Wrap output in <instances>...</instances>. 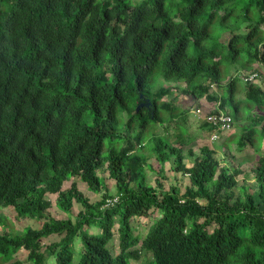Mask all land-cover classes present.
<instances>
[{"label": "trees", "instance_id": "obj_1", "mask_svg": "<svg viewBox=\"0 0 264 264\" xmlns=\"http://www.w3.org/2000/svg\"><path fill=\"white\" fill-rule=\"evenodd\" d=\"M224 62L258 77L225 82ZM262 80L264 0H0V209L44 220L22 234L0 232V264H22L14 261L22 249L34 264H264ZM175 92L219 101L209 113L234 121L246 112L238 145L259 153L251 167L259 200L251 187L244 198L236 192L245 171L222 164L210 146L197 156L190 149L187 165L184 124L179 145L157 131L187 115L173 112ZM168 163L189 177L184 191L164 188ZM76 177L104 191L101 199L92 202L76 181L66 188ZM51 194L67 216L50 213ZM75 203L83 208L73 217ZM143 217L152 222L145 236L135 234ZM53 234L62 238L42 252Z\"/></svg>", "mask_w": 264, "mask_h": 264}, {"label": "rangeland", "instance_id": "obj_2", "mask_svg": "<svg viewBox=\"0 0 264 264\" xmlns=\"http://www.w3.org/2000/svg\"><path fill=\"white\" fill-rule=\"evenodd\" d=\"M235 65V64H234ZM232 63L224 62L222 71H223V78L225 82H227L231 77L239 76L242 78V76L253 73L252 67H248L246 69L237 70L236 67ZM161 84L163 85L164 82L160 79ZM264 81V80H262ZM240 88H244L245 82L243 80L238 82ZM264 88V82L261 83ZM160 87V85H159ZM215 91L219 94H224L226 91L225 86H215ZM245 89V88H244ZM243 92H240V95L243 96ZM237 99L239 98V95H236ZM170 100L174 101V104H177L176 110L173 112L177 114H182L183 111L187 110V115L181 116V118H176L174 122L169 124V128L158 125L157 131L162 134H167L171 137V141L174 144L179 145V140L182 136V133H180L179 129L177 128V124H184L187 127V132L185 133V139L186 142L184 144V151L186 153V163L188 166H192L195 161V156L200 154V149L204 146H210L211 148L216 150V155L222 160V164H226L229 167H238L241 168V170H244L245 173L240 174L239 179L240 183L238 187L236 188V192L239 193V195L243 196L246 194L248 187L250 191H252L255 194L256 200H259L258 197V187L257 183L255 182L254 176L251 172L252 164L256 161L259 153L250 147L241 148L238 145V139L241 135V131L245 128V123L249 121L248 117L245 119L246 112L242 111L243 120H239L240 118H235L234 125L231 129L219 132L218 137L214 138L213 135L215 132L210 131V129L206 126L205 117L211 111L219 110L220 109V102L216 100H209L206 97L202 98L201 100H194L191 97H188L185 94L175 92L170 96ZM164 108H162L163 110ZM200 109L201 112L197 113V110ZM232 111L234 109H231ZM165 116H170V110L164 111ZM186 119L185 121L183 119ZM122 119L125 120V117ZM193 150L195 152V156H191L189 153V150ZM262 150H264V144L262 145ZM150 163H153L157 166V162L155 159H151ZM170 164L168 163L166 165V178L163 179L162 182L164 184L165 189H169L170 186L179 184L182 187V190H185V186L190 184L189 177L183 174L182 172H176L170 168ZM148 178L149 181L156 185V179L158 178V174L156 172H153L152 170L147 169ZM101 175L107 179V184L109 185L110 193H112L114 196L117 194V188L116 183L114 180L109 178V172L106 170L101 171ZM73 181H76L78 183V186L82 192L86 196H89L92 202L98 201L101 199L102 194L104 193H95L89 189L87 184L80 180V178L76 177L70 182H67L65 187L68 188L72 184ZM51 200L54 203V206L50 209V213L54 217H64L67 216L64 214L55 204L56 201V195L51 194L50 195ZM83 206L80 203H75L73 208V217H75L79 210H81ZM0 214L7 216L6 219H3L2 225H0V232L8 231L12 234H22L25 233L27 227H33V228H41L43 226L44 220H36L33 218L27 217H21L18 218L17 212L14 207H7V208H1ZM5 220H7L5 222ZM140 223L137 224V227L135 228V234H141L142 236L146 235V232L149 228V225L152 223L150 218H140ZM94 231H97V228H93ZM62 238L59 234H53L50 236H47L46 238H43L42 248L41 251H45L46 247L56 241H59ZM78 240H76L77 243ZM80 241V239H79ZM113 252L116 254L119 252V237L118 233L115 235V238L113 240V246H112ZM29 251L26 249L20 250L18 253L15 254L14 261L19 260L22 264H34L31 260L28 258ZM79 254L77 253L75 255V260L79 258ZM152 255L149 254V258L151 259ZM49 263L48 264H56L53 257H48ZM144 261V258L142 259ZM133 264H141L140 260H133ZM6 264V263H5Z\"/></svg>", "mask_w": 264, "mask_h": 264}, {"label": "built area", "instance_id": "obj_3", "mask_svg": "<svg viewBox=\"0 0 264 264\" xmlns=\"http://www.w3.org/2000/svg\"><path fill=\"white\" fill-rule=\"evenodd\" d=\"M258 77L257 73H251L249 75H245V80L251 81L255 80ZM201 110L198 109L197 113H200ZM205 120L208 121L210 124L217 127V131H226L232 128L233 125V117L230 114L226 113H214L208 114L205 117ZM214 138L218 137V132L213 135ZM118 198L108 199L107 204L113 205Z\"/></svg>", "mask_w": 264, "mask_h": 264}, {"label": "clouds", "instance_id": "obj_4", "mask_svg": "<svg viewBox=\"0 0 264 264\" xmlns=\"http://www.w3.org/2000/svg\"><path fill=\"white\" fill-rule=\"evenodd\" d=\"M212 114H214V113H212ZM231 116H232V115H231ZM232 117H233V116H232ZM205 122H208V121L205 120ZM234 122H235V121H234V118H233V125H234ZM208 123H209V122H208ZM209 124H210V123H209ZM210 125H211V124H210ZM233 125H232V126H233ZM213 132H214V131H213ZM217 132H218V134H219V132H222V131H215V133H217Z\"/></svg>", "mask_w": 264, "mask_h": 264}]
</instances>
